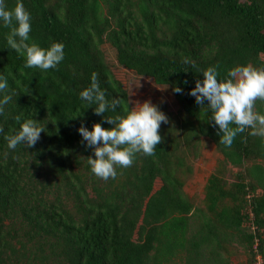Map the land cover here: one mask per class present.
Wrapping results in <instances>:
<instances>
[{"label": "trees", "instance_id": "16d2710c", "mask_svg": "<svg viewBox=\"0 0 264 264\" xmlns=\"http://www.w3.org/2000/svg\"><path fill=\"white\" fill-rule=\"evenodd\" d=\"M17 2L5 0L8 9ZM19 2L31 15L30 40L45 49L62 43L64 59L46 72L26 68L0 21V76L8 80L0 99L13 97L0 115V264H164L178 251L186 264H226L219 249L235 234L264 264V139L246 129L226 147L208 123L207 105L188 94L210 66L221 80L235 66L264 69V0ZM103 43L120 66L167 86L177 103L175 112L160 107L169 122L161 124L155 155L137 153L107 181L92 173L94 151L78 132L81 123L112 127L79 96L93 73L109 102L122 101L105 115L130 108ZM256 111L264 114V102ZM30 118L46 125L40 140L9 149L4 135ZM201 137L219 154L203 185V207L183 190Z\"/></svg>", "mask_w": 264, "mask_h": 264}, {"label": "clouds", "instance_id": "9594fccd", "mask_svg": "<svg viewBox=\"0 0 264 264\" xmlns=\"http://www.w3.org/2000/svg\"><path fill=\"white\" fill-rule=\"evenodd\" d=\"M0 21L10 29L6 36L8 47L25 58L26 68L46 72L63 61L62 43L54 42L45 49L30 40L31 15L19 0L12 9H8L5 0H0ZM219 75L215 66L204 69L202 80L197 79L195 87L188 93L195 98L198 106L207 105L211 111L208 123L217 128L219 142L231 147L236 136L246 129H250L249 135L264 139V114L256 111L257 101L264 102V69L240 65L229 69L223 80L218 79ZM7 89V77L0 76V93H5ZM173 91L182 94L183 89L177 86ZM79 96L89 107L95 105L94 113L112 125L105 128L100 123H94L89 130L81 123L78 128L85 146L94 151V158L88 156V164L95 176L105 181L115 179L117 168L132 166L137 153L155 155L157 145L163 142L159 132L161 124L169 122L168 116L157 105L150 100L137 101L134 106L125 108L123 115H105L109 109L115 112L122 101L119 98L111 102L106 99L95 73L91 76L90 86L81 90ZM12 98V94H5L0 99V115L4 114L5 105ZM15 119L20 121L19 116ZM45 127L36 119H26L19 131L4 135L7 147L11 150L18 145L34 147ZM0 133H4L3 127H0Z\"/></svg>", "mask_w": 264, "mask_h": 264}, {"label": "rangeland", "instance_id": "374dc122", "mask_svg": "<svg viewBox=\"0 0 264 264\" xmlns=\"http://www.w3.org/2000/svg\"><path fill=\"white\" fill-rule=\"evenodd\" d=\"M101 50L105 61L107 62L114 77L118 79L122 86L127 91L129 106H134L135 102H143L150 100L153 104L157 105L161 110L168 113L170 111L175 112L177 103L173 98L171 91L165 85H157L153 82L150 77L137 75L133 71L120 66L115 60L114 49L107 43L101 45ZM264 59V57H261ZM163 106V107H162ZM219 154L214 148L213 144L206 138H200V146L197 156L189 158L188 162L192 168V172L188 175L183 184V190L185 194L192 200L196 206L203 207L201 202L203 195V185L206 177L215 167ZM264 164V159H262ZM231 171V175L224 173L225 183H230L235 178V174ZM158 180L155 181V185ZM229 235V232L226 231ZM264 236V234H263ZM229 238V237H228ZM240 236L238 234L233 235V239L229 238V241L224 243V247L221 246L219 249L220 256L222 259L227 261L226 264H257L259 256L255 255L256 258H251V255L244 244L237 241ZM207 250L203 251L206 256ZM164 264H186L185 252L178 251L177 254L170 258Z\"/></svg>", "mask_w": 264, "mask_h": 264}, {"label": "built area", "instance_id": "2783aa9c", "mask_svg": "<svg viewBox=\"0 0 264 264\" xmlns=\"http://www.w3.org/2000/svg\"><path fill=\"white\" fill-rule=\"evenodd\" d=\"M257 264H259V262Z\"/></svg>", "mask_w": 264, "mask_h": 264}]
</instances>
